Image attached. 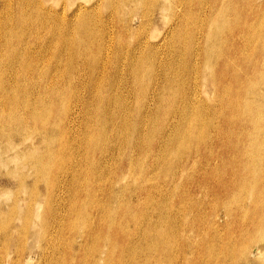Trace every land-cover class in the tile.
<instances>
[{
	"label": "rangeland",
	"instance_id": "obj_1",
	"mask_svg": "<svg viewBox=\"0 0 264 264\" xmlns=\"http://www.w3.org/2000/svg\"><path fill=\"white\" fill-rule=\"evenodd\" d=\"M6 1L11 2L12 11H10V13L14 11L12 15L15 17L17 11V9L14 7L16 5V0L15 1L0 0L1 2L0 9L2 4L5 3ZM46 1L44 0L46 5L51 6L52 8L56 9L59 12L62 10V6L66 5L67 15H70L71 13H73V11L78 10L79 7H80L79 10L87 9V8L89 9L91 8V6L92 7L93 5L96 6L95 4L99 3L101 8L100 11H102L101 15L103 17L107 15V18L106 20H104L103 25L105 24V29H107L108 31L110 30L109 31L110 34L116 33L117 36L120 35L123 42H127V43H129L132 40L131 34L135 30L139 31V36L141 37V39L142 36L149 35L150 43L151 44L154 43L160 50V51L157 50L155 46V49L157 50V54H156L157 60H159L161 58L160 56L162 55H163L162 58H164V53L168 51L166 47L160 45V42L163 41L162 37L165 36L166 34L169 35L171 33L170 31L172 30L175 21H177L181 17L183 24L178 26V28L176 26L173 29L174 32L176 31L177 32L174 34V36L172 35L173 38L171 37V41L174 42V47L181 48L182 51L184 50L185 53H190V52L192 53L193 51L192 53L193 56L191 55L190 57L191 59H188L190 61V62L188 61L189 69L184 72L181 70L179 72L180 74L178 73L177 75L178 76L177 78H179L178 85L176 86V90L174 92L178 95L173 96V98H176V106H177L178 104L177 101H179V95L182 94L181 92L179 93L178 90L181 89L180 91H182L183 94L185 93L187 96L189 95L192 97L193 95L194 98L195 96L196 97L198 96L197 98H201L205 102V103L202 102L203 104L201 105L205 107L202 109V112L203 111L204 112L198 114L192 124L189 125L188 123H183L185 126L180 125L179 126L180 129L178 128L180 131H178L177 129L175 132H173V130L169 128L170 127L169 126L165 128L166 130L167 129L169 130L166 131L164 129L165 134H163L164 135L163 136L158 131V128H156L158 127L157 124L159 123H156L155 124L156 127L153 128L154 130L152 133L153 135L150 136L151 135L150 134L148 136V139L146 138L147 145L144 144L143 148L140 150V152H138V155L135 154L137 157L134 155L135 157L133 156L132 162L129 163L127 162L126 156L129 154L130 148L129 146L126 145V140L124 139H127L128 136L130 135V127L127 128L126 125L124 126V129L126 130L125 133L127 134V136L125 134L123 138H122V134L124 132V129L122 128L123 130L122 131L120 128H118L119 129L117 132L118 134L116 133L115 135L111 136L109 128L112 126L110 125L107 128L108 129L107 131H109V133L106 131V135H102L103 133L101 131L98 117L95 116L94 120H92V123L91 121L87 122L85 120L86 115L84 113V110L81 109L79 105H75L73 91L68 88L61 91L59 95L50 94L48 91H46L47 93L43 91H41L40 93H31L23 89L22 90H18L17 88L8 89L6 86V82L8 80L7 74H9V72L11 71H9V67L5 63L6 62L5 53L3 55L1 54L0 56V61H1L0 62L1 63L0 65L1 66L0 67V132L1 131L2 132L0 133V148H1L0 162H2V164H0V171H1L0 193H8L9 199L7 201H2V203L0 204H2L1 205L3 207L2 210L4 212L8 208L9 205L8 203H11L10 205H12L14 202H17L18 209L14 214L8 217L0 216V227L1 224L4 225V228L2 229L0 228V243H1L0 263L2 262V264L5 263L6 264H36V263L37 264H42V263L43 264H52V263L53 264H79V263L80 264H129V263L130 264H167V263L168 264H189V263L190 264H219V263L251 264L254 261L253 262L254 264H264V232H262L264 225L261 223L260 225L262 227L260 225L258 226V224L260 223L259 222L260 217L264 215V178H263L264 177V162H263L264 161V139H263L264 138V94H263L264 92V88H263L264 87V56H263L264 0H258V1L229 0L232 3V6L230 2L228 3V0L227 1L216 0L217 2L214 0H210V1L205 0L206 4L203 3V0H195V1L182 0V2L185 1L182 4L184 5V7L181 4H177L178 2L177 0H171V1L158 0L159 2L165 1L167 3L165 8L166 12L164 11L159 12L156 9L157 6H155V4L152 3L154 0H60V1L46 0ZM255 2L257 5L255 4ZM226 4L229 5L227 6ZM234 5L235 8L232 9ZM225 8L227 9L225 10ZM110 10H113L114 13L111 14V18L110 15L108 16ZM233 10H235V12ZM219 12L223 15L221 16ZM148 13L150 16H152L150 20H148V18L146 19ZM4 14L6 13L2 14L5 17ZM237 22L244 24L243 31H240L239 33L235 31V29H233L234 25ZM39 30H41L40 32L42 33L45 31L43 28H40ZM122 30H126V31H122ZM76 32H74V35L76 36V37L74 36L76 40L75 46L78 49L74 48L75 47L74 46L72 47L74 48L72 50L73 51L75 50V52L78 53V50L81 49L79 52L86 53L87 49L88 51H90L92 48L91 51H93L95 45L91 41L92 36L89 35L87 37L82 32L79 31ZM80 38L84 39V40L82 39L83 43L81 42ZM77 41L80 42L81 44L77 43ZM90 41L93 44H91ZM178 43L179 45L175 46V44ZM77 44L79 47L77 46ZM85 44L88 45L91 44V45L86 46ZM174 47H172V49L171 47H169V50L172 51ZM255 50L259 52L256 53ZM226 51L230 52L228 58L231 61L230 62L231 70L229 71L230 78H228L227 82H230L228 85L229 87L231 86L230 87L231 91L229 89L228 94L229 97L232 99L233 104H231L229 107H225L226 110L228 109L227 111L225 109L214 110L213 108L210 107L211 105L213 107V104L216 103L221 97H228L227 95H224L225 92L220 94L217 93L216 95H214L213 92L210 90V86H209L210 84H212L215 76V74L212 73H216L215 63L217 60L223 57L225 53H227ZM201 52L203 53L201 54ZM196 53H199V55H195ZM204 53L206 57L203 56ZM165 55L168 56L169 51L167 52V54L165 53ZM243 55H245V58L243 57ZM242 57L244 60L242 59ZM254 58L255 60H253ZM83 59L85 58L81 59L74 57L72 59V62L76 63L77 61H83ZM70 66L71 64L69 62L67 64V69H65L66 74L64 73V75H66V77L64 80L66 82L69 80L70 82L76 83L77 85L84 83L85 82L84 80H87L88 78L87 76L89 74L88 69L85 70V68L87 67L84 65L82 69H80L79 71L73 72L74 70ZM69 69L71 70V72ZM121 73L123 74L124 72ZM240 74L242 75L240 76ZM169 75L173 76V73L169 72ZM189 75L191 78L189 77ZM179 76L182 77L180 78ZM150 78H151L150 79L151 85L154 86V83L152 82L156 81V77L154 78L151 76ZM234 78L236 80L238 79L237 81H244L241 84V86H243L242 89L245 91V93L241 100L237 99V95L235 92L236 85L234 86V84H236V81L234 80ZM80 80L83 82H81ZM22 82L24 83V81ZM179 82L181 83V87H178L180 86ZM245 82H246V86H245ZM27 84L29 83L27 82ZM189 88L191 89V91L189 90ZM193 89H195L197 92L196 91L194 92ZM77 91L79 92L80 96H85L86 94L88 95L87 90L85 88H81V89L78 88ZM192 91L194 93H192ZM167 92H165V94H167ZM113 93L114 94L116 93L115 94L117 98L116 101L119 100V94L117 92H112V94ZM38 94H40V96H37ZM258 96L260 97V99ZM39 97L41 101L40 102L38 101L39 103L37 104L36 101L34 100H37ZM16 100L18 102H16ZM255 100L257 101L255 102ZM12 102H14L15 107H13L14 104ZM115 107L117 106L114 102V104H111L110 111H114L112 108ZM163 109H165L166 110L165 112H167L166 107H164ZM117 110L118 112H121V107H119V109ZM239 113L240 115H238ZM117 114L118 116L121 115V113H117ZM169 117L170 116L168 115V119ZM203 119L204 121L201 122V120ZM79 122H80V126L79 124L76 125V123ZM18 125L21 127H19ZM14 127L16 129H14ZM182 128L183 131L181 130ZM20 132H22L23 135ZM44 132H46L45 135ZM12 133H14V135ZM73 134L75 136H73ZM180 134L182 136H180ZM43 135L45 136V138H43L44 137ZM107 135L110 136V138L112 137L111 140H109L110 138L107 137ZM161 136L163 137L161 138ZM42 138L44 141L42 140ZM118 139H120L121 143L123 142V144L118 142ZM179 139L181 140L179 141ZM10 140L13 143L12 145H10L11 144ZM208 141L210 143H208ZM127 142L129 141L127 140ZM162 142L164 145L162 144ZM175 142H177V144ZM105 143L107 144V147ZM247 143L249 146L247 145ZM148 144L150 145L149 148L150 155L146 156L145 152L147 147L149 146ZM113 145H115L114 148ZM31 146L33 147L31 148ZM116 146L118 147V149ZM156 147L157 148L159 147L158 148L160 150L159 154H158V149ZM240 147L242 148L240 149ZM244 147L247 150L244 149ZM122 151H125L126 153L120 157ZM164 151L165 153H163ZM115 152L117 153V155ZM99 154L103 158L104 162L102 161V158L99 156ZM43 156H45V158H43ZM99 157L101 159H99ZM199 158L201 161L199 160ZM28 159L30 161H28ZM75 162L78 163V165ZM25 164H29V165H25ZM215 165L217 169L215 168ZM4 166L6 167L5 168L6 170L4 169ZM21 169L22 171H20ZM97 171L100 172L97 173ZM119 171L120 173H118ZM204 173L206 174V176ZM7 176L9 177L7 178ZM79 176L82 177L80 178ZM64 177L68 179H65ZM67 180L69 181V184ZM233 180H236V185L234 188L231 187ZM14 182L17 183L15 185L16 186L15 188L13 187L15 184ZM39 186L41 187L42 190H40ZM199 190L200 192H198ZM58 192L60 194L62 193V195L59 194L60 196H58L57 194ZM61 196L64 198H62ZM229 201H230V205H229ZM43 203L46 205L44 206ZM55 205L58 206L56 207ZM252 206L254 208H252ZM232 209L235 210L233 211ZM52 213L53 215H56L57 219H55V216H52ZM60 213L61 214L63 213L62 216H60L61 215ZM211 214L213 218L211 217ZM21 215L24 216L22 217ZM47 217L48 218L51 217V218L48 220ZM215 221L217 222L215 223ZM158 223L160 224L157 225ZM195 225L197 227H195ZM201 225L202 227H200ZM186 227L187 228L190 227L189 230ZM192 227L195 228L193 229ZM200 230L202 233L200 232ZM96 232H99L100 234L97 236L95 234ZM129 232H132V241H134L131 242L130 245L128 240L127 241L122 240V237H125L126 234L128 235ZM151 233H154V235ZM155 234L159 235L160 238ZM115 235H117L116 236L117 239L116 241L118 244L117 252L111 251L109 246V238H111V240H114ZM13 236H15V238ZM90 238L92 241H90ZM238 238L240 239V241L238 240ZM78 239L81 241L79 242ZM138 243L143 245H139ZM123 247H125L126 249V250L124 249L125 250L124 252H123ZM138 247L141 248L139 249ZM43 248H45V250ZM18 250L22 251L21 259L18 262L12 263V261L16 259L15 257L18 253ZM95 255L98 256L96 257ZM206 255H209V257H207ZM9 257H10L9 260L10 262L7 261V258ZM4 259H6V261H4Z\"/></svg>",
	"mask_w": 264,
	"mask_h": 264
},
{
	"label": "bare ground",
	"instance_id": "obj_2",
	"mask_svg": "<svg viewBox=\"0 0 264 264\" xmlns=\"http://www.w3.org/2000/svg\"><path fill=\"white\" fill-rule=\"evenodd\" d=\"M9 1V0H8ZM15 1V0H14ZM46 1V0H45ZM60 1V0H59ZM171 1V0H169ZM177 4H183L184 2H182V0H177ZM195 1V0H194ZM203 0V3L206 4V1ZM210 1V0H209ZM216 1V0H214ZM227 1V0H224ZM233 1V0H230ZM228 0V3L230 2ZM239 1V0H238ZM250 1V0H249ZM258 1V0H257ZM47 2V1H46ZM64 2V1H63ZM73 2V1H72ZM75 2V1H74ZM122 2V1H121ZM132 2V1H131ZM145 2V1H144ZM193 2V1H192ZM191 2V3H192ZM217 2V1H216ZM263 2V1H262ZM1 3V2H0ZM26 5H25V4ZM55 3V2H54ZM104 3V1H103ZM133 3V2H132ZM153 4H155L156 9L159 12H166L165 8L167 3L164 2H159L158 0H154L152 2ZM221 3V1H220ZM231 3V2H230ZM75 4V3H74ZM102 4V2H101ZM106 4V3H105ZM130 4V3H128ZM173 4V3H172ZM208 4V3H207ZM215 4V3H214ZM225 4V3H224ZM256 4V2H255ZM260 4V3H259ZM1 5V4H0ZM78 5V4H77ZM96 6L93 5V7L91 6V8H87V9H81L73 11V13H71L70 15L66 14V10L67 7L66 5L62 6V10L59 12L56 9L52 8L51 6L46 5V3L44 2V0H16V5L14 6L17 11L15 14V17L12 15L13 12L10 13V11H12V5L11 2H5L2 4L1 9H0V56L1 54L3 55L5 53L6 55V64L9 67V74L8 75V80L6 82V86L7 88H17L18 90H26L29 91L31 93H40L41 91L46 92L48 91L50 94H55V95H59V93H61V91H63L64 89L68 88L70 90L73 91V95H74V102L75 105H79V107L81 109L84 110V113L86 115L85 120L87 122L94 120V117L97 116L99 119V124L101 127V131H102V135H106V131L108 130L107 128L110 126L109 131H110V135L113 136L118 132V128H120L122 130V128L124 129V126L126 125L127 128L130 127V135L128 136L126 140V145L129 146L130 150H129V154L126 156L127 162L131 163L133 160V156L136 154L138 155V152H140V150L143 148V145L147 143V139L148 136H152L153 134V128L156 127V123L158 127V131L161 133V135L165 134V128L169 127L173 130V132H175L180 125H184L183 123H188L189 125L193 123V121L195 120L196 116L202 112V109L205 107H203L201 104H203L202 102H204L201 98H197L195 96L192 95L191 96H187L185 93L183 94L182 91L178 90L179 93L181 92L182 94L179 95V101L177 106H176V98H173V96H176L178 94H176L174 91L176 90V86L178 85V73L182 70L183 72L188 70L189 68V63H188V59H191V55L193 56V51L192 53H185L184 50L182 51L181 48H176L174 47V42L171 41V37L172 35L174 36V34L177 32H174V28L177 26H180L181 24H183L182 22V18L180 17L177 21H175V24L173 25L172 30L170 31L171 33L169 35H165L162 37L163 41L160 42L161 46L166 47V49L169 51V55H165V53L167 54V52L164 53V58H162V56H160L161 58L159 60H157L156 58V54H157V50L158 47L153 43L151 44L149 41V35H144L141 37L139 36V31L135 30L131 35H132V40L127 43V42H123V40L121 39V36H117L116 33H112L110 34L109 31L107 29H105V24L104 20H106L107 15L105 17H103L101 15L100 11V4H95ZM127 5V4H126ZM175 5V4H174ZM189 5V4H187ZM198 5V4H197ZM227 6L229 4H226ZM238 5V4H237ZM241 5V4H240ZM254 5V4H253ZM257 5V4H256ZM130 6V5H129ZM179 6V5H178ZM184 7V5H182ZM181 6V7H182ZM200 6V5H199ZM222 6V5H221ZM232 6V3H231ZM230 6V7H231ZM249 6V5H248ZM82 7V6H81ZM97 7V8H96ZM172 7V6H170ZM226 7V6H225ZM239 7V6H238ZM128 8V6H127ZM177 8V7H176ZM205 8V7H204ZM235 8V5L232 9ZM253 8V7H252ZM132 9V8H131ZM175 9V8H173ZM224 9V8H222ZM227 8H225L226 10ZM256 9V8H255ZM259 9V8H258ZM264 9V8H263ZM168 10V9H167ZM212 10V9H211ZM220 10V9H219ZM243 10V9H242ZM121 11V10H120ZM189 11V10H188ZM224 11V10H223ZM222 11V12H223ZM235 12V10H233ZM239 11V9H238ZM264 11V10H263ZM185 12V11H184ZM190 12V11H189ZM201 12V11H200ZM216 12V10H215ZM248 12V11H247ZM3 13L5 17L2 15ZM10 13V14H7ZM70 13V12H69ZM139 13V11H138ZM203 13V12H202ZM214 13V12H213ZM212 13V14H213ZM220 13V12H219ZM225 13V12H224ZM241 13V12H240ZM256 13V12H255ZM111 14L113 13V10H110V12L108 13V16L110 15L111 18ZM159 14V13H158ZM194 14V13H193ZM200 14V13H199ZM205 14V13H204ZM207 14V13H206ZM211 14V13H210ZM221 14V13H220ZM227 14V13H226ZM236 14V13H235ZM164 15V14H163ZM177 15V14H176ZM195 15V14H194ZM215 15V14H214ZM223 14H221L222 16ZM231 15V14H230ZM166 16V15H165ZM168 16V15H167ZM175 16V15H174ZM185 16V15H184ZM193 16V15H192ZM196 16V15H195ZM210 16V15H209ZM229 16V15H228ZM258 16V14H257ZM137 17V15H136ZM173 17V16H172ZM213 17V16H212ZM216 17V16H215ZM219 17V16H217ZM227 17V16H226ZM109 18V20H110ZM148 18V20H150V18H152V16L149 15V13L146 16V19ZM193 18V17H192ZM206 18V17H205ZM259 18V17H258ZM173 19V18H172ZM253 19V18H252ZM117 20V19H116ZM134 20V19H133ZM187 20V19H186ZM205 20V19H204ZM239 20V19H238ZM237 20V21H238ZM135 21V20H134ZM161 21V20H160ZM245 21V20H244ZM247 21V20H246ZM182 22V23H181ZM150 23V22H149ZM168 23V22H167ZM190 23V22H189ZM208 23V22H207ZM231 23V22H230ZM249 23V22H248ZM109 24V23H108ZM132 24V23H131ZM145 24V23H144ZM151 24V23H150ZM234 24V23H233ZM114 25V24H113ZM119 25V24H118ZM168 25V24H167ZM199 25V24H198ZM108 26V25H107ZM148 26V25H147ZM203 26V25H202ZM111 27V25H110ZM113 27V26H112ZM151 27V26H150ZM155 27V26H154ZM165 27V26H164ZM243 27L244 24H241L240 22H237L233 29H235V31H237L238 33L240 31H243ZM246 27V25H245ZM40 28H43L45 31L42 33L40 32L41 30H39ZM109 28V27H108ZM149 28V27H147ZM210 28V27H209ZM113 29V28H112ZM136 29V28H135ZM170 29V28H169ZM168 29V30H169ZM147 30V29H146ZM145 30V31H146ZM155 30V29H153ZM158 30V29H157ZM167 30V31H168ZM203 30V29H202ZM252 30V29H251ZM79 31L84 33L87 37L89 35L92 36L91 41L94 43L95 47L92 50L88 51V49L86 50L87 52L85 53H81L79 52L80 50H78V53L75 52V50L73 51L72 49L77 48L75 46L76 40H75V35L74 32ZM119 31V30H118ZM122 31H126V30H122ZM130 31V30H129ZM150 31V30H149ZM200 31V30H199ZM120 32V31H119ZM262 32V31H261ZM264 32V31H263ZM77 33V32H76ZM144 33V32H143ZM152 33V31H151ZM167 33V32H166ZM185 33V32H184ZM201 33V32H200ZM230 33V32H229ZM228 33V34H229ZM244 33V32H243ZM246 33V32H245ZM81 34V33H80ZM79 34V35H80ZM147 34V33H146ZM154 34V33H153ZM179 34V33H178ZM78 35V37H79ZM198 35V34H197ZM226 35V34H225ZM239 35V34H238ZM242 35V34H241ZM75 36V37H74ZM83 36V35H82ZM90 36V37H91ZM229 36V35H228ZM86 37V39H87ZM152 37V36H151ZM201 37V36H200ZM205 37V36H202ZM224 37V36H223ZM226 37V36H225ZM239 37V36H238ZM173 38V37H172ZM240 38V37H239ZM81 39V38H80ZM83 39V38H82ZM81 39V42H82ZM205 39V38H204ZM203 39V40H204ZM237 39V38H236ZM84 40V39H83ZM154 40V39H153ZM198 40V39H196ZM89 41V40H88ZM90 41V43H91ZM171 41V42H170ZM176 41V40H175ZM201 41V40H200ZM234 41V40H233ZM243 42V41H242ZM77 43H80L77 41ZM83 43V42H82ZM85 43V42H84ZM91 43V44H93ZM235 43V42H234ZM244 43V42H243ZM81 44V43H80ZM90 44V45H91ZM181 44V42H180ZM204 44V43H203ZM83 45V44H82ZM86 46L88 44H85ZM88 45V46H90ZM179 45L178 44H175ZM189 45V44H187ZM230 45V44H229ZM244 45V44H243ZM75 46V47H74ZM78 46V44H77ZM84 46V45H83ZM93 46V45H92ZM91 46V47H92ZM155 46L157 48V50L155 49ZM236 46V45H235ZM74 47V48H72ZM79 47V46H78ZM169 47H174L176 49L173 48V50H169ZM182 47V46H181ZM239 47V46H238ZM89 48V47H87ZM161 48V47H159ZM184 48V47H183ZM188 48V47H187ZM201 48V47H199ZM247 48V47H246ZM245 48V49H246ZM252 48V46H251ZM78 49V48H77ZM194 49V47H193ZM230 49V47H229ZM234 49V48H233ZM257 49V48H256ZM163 50V49H162ZM202 50V49H201ZM239 50V49H238ZM77 51V50H76ZM160 51V50H159ZM165 51V50H164ZM195 51V50H194ZM234 51V50H233ZM246 51V50H245ZM256 51V50H255ZM198 52V51H197ZM224 52V51H223ZM227 53H225V55L223 57H218L220 58L219 60L216 61L215 63V71L216 73H212L215 74L214 79L212 84H210V90L213 92L214 95H216L217 93H224V95H227L228 97H221L216 103L210 106L211 108H213L214 110L216 109H220V110H224L225 107H229L231 104H233L232 99L229 97V83L227 82L229 75V71L231 70L230 67V60H229V51H226ZM259 51H256V53ZM159 53V52H158ZM195 53V52H194ZM203 52H201L202 54ZM244 53V52H243ZM162 54V52H161ZM195 55H199V53H196ZM246 55V54H245ZM245 55H243V57L245 58ZM254 55V54H253ZM257 55V54H256ZM259 55V54H258ZM204 57H206L205 53L203 55ZM248 56V54H247ZM246 56V58H247ZM264 56V54H263ZM5 57V56H4ZM76 57V58H85L83 59V61H77L72 62V59ZM195 57V56H194ZM242 57V59H243ZM259 57V56H258ZM195 59V58H193ZM197 59V57H196ZM200 59V58H199ZM202 59V58H201ZM258 59V58H257ZM77 60V59H76ZM233 60V59H232ZM244 60V59H243ZM250 60V59H249ZM255 60V58L253 59ZM262 60V59H261ZM260 60V61H261ZM203 61V60H202ZM248 61V60H247ZM246 61V62H247ZM1 62V61H0ZM70 62L71 64V68L74 70L73 72H77L80 69H82V67L85 65L87 68H85V70L88 69L89 74H88V78L87 80H84L85 82L82 84L77 85L76 83H72L69 80L66 82L64 79L66 77V75H64L65 73V69H67V64ZM190 62V61H189ZM243 62V63H246ZM4 63V62H3ZM2 63V64H3ZM194 63V62H193ZM192 63V64H193ZM201 63V62H200ZM234 63V62H233ZM236 63V62H235ZM242 63V65H243ZM254 63V62H253ZM257 64V63H256ZM1 65V63H0ZM201 65V64H200ZM232 65V64H231ZM236 65V64H235ZM246 65V64H245ZM193 66V65H192ZM238 66V65H237ZM252 66V65H250ZM1 67V66H0ZM4 67V66H3ZM242 67V66H241ZM258 67V66H257ZM5 68V67H4ZM200 68V67H199ZM198 68V69H199ZM202 68V67H201ZM230 68V69H229ZM246 68V67H245ZM251 68V67H250ZM2 69V68H1ZM84 69V68H83ZM244 69V68H243ZM249 69V68H248ZM70 70V69H69ZM68 70V71H69ZM193 70V69H192ZM234 70V69H233ZM232 70V71H233ZM236 70V69H235ZM7 71V70H6ZM82 71V70H81ZM80 71V72H81ZM244 71V70H243ZM260 71V70H259ZM71 72V70H70ZM83 72V71H82ZM121 72H124L123 74ZM169 72L173 73V76L169 75ZM192 72V71H191ZM194 72V71H193ZM242 72V70H241ZM248 72V71H246ZM257 72V71H256ZM255 72V73H256ZM68 73V72H67ZM88 73V72H87ZM86 73V74H87ZM188 73V72H187ZM233 73V72H232ZM66 74V73H65ZM70 74V73H69ZM79 74V73H77ZM85 74V75H86ZM180 74V73H179ZM192 74V73H191ZM73 75V74H72ZM81 75V74H80ZM79 75V76H80ZM193 75V74H192ZM208 75V74H207ZM242 74H240L241 76ZM84 76V75H83ZM156 77V81L152 82L154 83V86L151 85V81H150V77ZM184 76V75H182ZM181 76V77H182ZM234 76V75H233ZM77 77V76H76ZM75 77V78H76ZM180 77V76H179ZM180 77V78H181ZM188 77V75H187ZM190 77V75H189ZM235 77V76H234ZM252 77V76H251ZM255 77V76H254ZM6 78V77H5ZM71 78V76H70ZM80 78V77H79ZM191 78V77H190ZM193 78V76H192ZM248 78V77H247ZM253 79V78H252ZM5 80V79H4ZM76 80V79H75ZM181 80V79H180ZM192 80V79H191ZM230 80V79H229ZM234 80L236 81V84H234L235 86V92L237 95V99H242L243 95L245 93V91L242 89L243 86H241V84L244 81H237L235 78ZM242 80V79H241ZM10 81V82H9ZM24 81V83L22 82ZM78 81V79H77ZM81 81V80H80ZM186 81V80H185ZM189 81V80H188ZM233 81V80H232ZM231 81V83H232ZM22 85H21V83ZM27 82L29 84H27ZM83 82V81H81ZM191 82V81H190ZM189 82V83H190ZM201 82V81H200ZM11 83V84H10ZM250 83V82H249ZM8 84V85H7ZM181 87V83L179 82ZM199 84V83H198ZM261 84V82H260ZM5 85V84H4ZM187 85V84H186ZM249 85V84H248ZM183 86V85H182ZM195 86V85H194ZM233 86V87H234ZM245 86H246V82H245ZM260 86V85H259ZM5 87V86H4ZM3 87V88H4ZM185 87V86H184ZM189 87V86H188ZM251 87V86H250ZM263 87V86H262ZM81 89V88H85L87 90L88 95L86 94L85 96H80L79 92L77 91V89ZM187 88V87H186ZM185 88V89H186ZM199 88V87H198ZM264 88V87H263ZM259 89V88H258ZM38 92H37V91ZM189 90L191 91V89L189 88ZM194 92L196 91L195 89H193ZM7 91V90H6ZM10 91V90H9ZM169 93H168V92ZM231 91V89H230ZM13 92V91H12ZM112 92H117L119 94V100L116 101V93L112 94ZM165 92H167V94H165ZM185 92V91H184ZM189 92V91H188ZM186 92V93H188ZM192 91V93H194ZM197 92V91H196ZM258 92V91H257ZM11 93V92H10ZM47 93V92H46ZM232 93V92H231ZM259 93V92H258ZM30 94V93H29ZM196 94V93H195ZM234 94V93H233ZM264 94V92H263ZM32 95V94H31ZM34 95V94H33ZM36 95V94H35ZM258 95V94H257ZM8 96V95H7ZM37 96H40V94H38ZM5 97V96H4ZM259 97V96H258ZM34 98V97H32ZM50 98V97H49ZM52 98V97H51ZM233 98V97H232ZM3 99V98H2ZM260 99V97H259ZM4 100V99H3ZM33 100V99H32ZM8 101V100H7ZM36 101V103L38 104L41 99L40 97ZM39 101V102H38ZM257 100H255L256 102ZM262 101V100H261ZM10 102V101H9ZM16 102H18L16 100ZM33 102V101H32ZM116 104L117 107L112 108L114 111H110L111 108V104ZM2 103V102H1ZM6 103V102H5ZM14 104V102H12ZM205 103V102H204ZM8 104V103H7ZM12 104V105H13ZM35 105V104H34ZM58 105V104H57ZM17 106V105H16ZM19 106V105H18ZM32 106V105H31ZM37 106V105H36ZM35 106V107H36ZM55 106V105H54ZM15 107V104L14 106ZM21 107V106H20ZM119 107H121V112H118L117 109H119ZM164 107L167 108V113L165 112L166 110L163 109ZM238 107V106H237ZM4 108V107H3ZM17 108V107H16ZM19 108V107H18ZM231 108V107H230ZM233 108V107H232ZM240 108V107H239ZM252 108V107H251ZM5 109V108H4ZM14 109V108H12ZM36 109V108H35ZM58 109V108H57ZM238 109V108H237ZM79 110V109H78ZM226 110V109H225ZM228 110V109H227ZM226 110V111H227ZM74 111V110H72ZM230 111V110H229ZM232 111V110H231ZM246 111V110H245ZM237 112V111H235ZM75 113V112H74ZM71 113V114H74ZM81 113V112H80ZM83 113V112H82ZM117 113H121L120 116H118ZM56 114V112H55ZM78 115V114H77ZM75 115V116H77ZM81 115V114H80ZM168 115L170 116L168 119ZM205 115V114H204ZM236 115V114H235ZM240 115V113L238 114ZM70 116V115H69ZM161 117V118H160ZM225 117V115H224ZM65 119V118H64ZM229 119V118H228ZM250 119V118H249ZM63 120V119H62ZM77 120V118H76ZM84 120V119H83ZM226 120V119H225ZM7 121V120H6ZM45 121V120H44ZM67 121V120H66ZM85 121V122H86ZM203 120H201V122H203ZM245 121V120H244ZM249 121V120H247ZM251 121V120H250ZM39 122V121H38ZM54 122V121H53ZM64 122V121H63ZM78 122V121H77ZM81 122V121H80ZM80 122L76 123L79 124L80 126ZM243 122V121H242ZM36 123V122H35ZM257 123V122H256ZM34 124V123H33ZM252 124V123H251ZM22 125V124H21ZM222 125V124H221ZM250 125V124H249ZM14 126V124H13ZM16 126V125H15ZM19 126V125H18ZM31 126V125H30ZM185 126V125H184ZM21 127V126H19ZM41 127V126H40ZM74 127V124H73ZM88 127V125H87ZM220 127V126H219ZM230 127V126H229ZM78 128V127H77ZM252 128V127H251ZM7 129V128H6ZM14 129H16L14 127ZM18 129V128H17ZM28 129V127H27ZM33 129V128H31ZM35 129V126H34ZM39 129V127H38ZM45 129V128H44ZM80 129V128H79ZM83 129V128H82ZM165 129V130H164ZM180 129V128H179ZM178 129V131H180ZM220 129V128H219ZM249 129V128H248ZM10 130V129H9ZM8 130V131H9ZM21 130V129H20ZM169 130V129H167ZM166 130V131H167ZM183 131V128L181 129ZM231 130V129H230ZM39 131V130H38ZM54 131V130H53ZM76 131V130H75ZM109 131H107L109 133ZM123 131V130H122ZM125 129L124 132L122 134V138L125 136ZM222 131V130H221ZM240 131V130H239ZM244 131V130H243ZM2 132V131H1ZM0 132V133H1ZM7 132V131H6ZM12 132V130H11ZM52 132V131H51ZM74 132V131H73ZM237 132V130H236ZM235 132V133H236ZM15 133V131H14ZM14 133H12L14 135ZM17 133V132H16ZM22 134V132H20ZM46 132H44L45 135ZM55 133V132H54ZM53 133V134H54ZM59 133V132H58ZM107 133V134H108ZM122 133V132H121ZM181 133V132H180ZM223 133V132H222ZM242 133V131H241ZM3 134V133H2ZM18 134V133H17ZM20 134V135H21ZM39 134V132H38ZM37 134V135H38ZM82 134V133H81ZM118 134V133H117ZM170 134V133H169ZM182 134V133H181ZM180 134V136H182ZM185 134V133H184ZM220 134V133H219ZM229 134V133H228ZM16 135V134H15ZM19 135V136H20ZM23 135V134H22ZM43 135V136H44ZM51 135V133H50ZM63 135V134H62ZM242 135V134H241ZM73 136H75L73 134ZM119 136V135H118ZM116 136V137H118ZM127 136V134H126ZM164 136V135H163ZM161 136V138L163 137ZM172 136V135H171ZM179 136V135H178ZM187 136V135H186ZM223 136V135H222ZM232 136V134H231ZM236 136V135H235ZM3 137V136H1ZM59 137V136H58ZM107 137L110 138V136L107 135ZM246 137V136H245ZM15 138V137H14ZM17 138V137H16ZM28 138V135H27ZM38 138V137H37ZM45 138V136L43 137ZM42 138V140H43ZM48 138V137H47ZM72 138V137H71ZM112 138V137H111ZM111 138L109 140H111ZM147 138V139H146ZM166 138V137H165ZM169 138V137H167ZM172 138V137H171ZM180 138V137H179ZM216 138V137H215ZM218 138V137H217ZM231 138V137H229ZM107 139V138H106ZM178 139V137H177ZM248 139V138H246ZM264 139V138H263ZM30 140V139H29ZM34 140V139H33ZM37 140V139H35ZM39 140V139H38ZM73 140V139H72ZM114 140V137H113ZM127 140L129 142H127ZM181 139H179L180 141ZM229 140V139H228ZM11 141V140H10ZM9 141V142H10ZM41 141V140H40ZM44 141V140H43ZM105 141V140H104ZM107 141V140H106ZM163 141V139H162ZM166 141V140H165ZM174 141V140H173ZM215 141V140H214ZM220 141V140H219ZM237 141V140H236ZM7 142V141H6ZM111 142V141H110ZM118 142L121 143L120 139H118ZM117 142V143H118ZM178 142V140H177ZM177 142H175L177 144ZM190 142V141H188ZM195 142V141H194ZM230 142V141H229ZM242 142V141H241ZM246 142V141H245ZM249 142V141H248ZM260 142V140H259ZM12 145V141L10 142ZM153 143V142H152ZM157 143V142H156ZM202 143V142H201ZM208 143H210L208 141ZM251 143V142H250ZM4 144V143H3ZM32 144V143H31ZM37 144V143H36ZM35 144V145H36ZM110 144V143H109ZM123 144V142L121 143ZM161 144V143H160ZM163 144V142H162ZM175 144V145H176ZM184 144V143H183ZM188 144V143H187ZM252 144V143H251ZM250 144V145H251ZM2 145V144H1ZM6 145V144H5ZM9 145V146H10ZM62 145V144H61ZM106 147L107 144L105 143ZM147 145V144H146ZM149 145V144H148ZM164 145V144H163ZM162 145V146H163ZM168 145V144H167ZM209 145V144H208ZM233 145V144H232ZM246 145V144H245ZM248 145V143H247ZM20 146V145H19ZM29 146V145H28ZM115 145H113L114 148ZM124 146V145H123ZM173 146V145H172ZM249 146V145H248ZM2 147V146H1ZM12 147V146H11ZM27 147V146H26ZM33 146H31L32 148ZM110 147V146H109ZM117 147V146H116ZM119 147V145H118ZM117 147V149H118ZM147 147V146H146ZM204 147V146H203ZM30 148V149H31ZM58 148V147H56ZM79 148V147H78ZM104 148V147H103ZM102 148V149H103ZM126 148V147H125ZM150 145L147 147L146 149V156L150 155ZM157 148V147H156ZM159 148V147H158ZM157 148V149H158ZM178 148V147H177ZM205 148V147H204ZM208 148V147H207ZM212 148V147H211ZM242 147H240L241 149ZM250 148V147H249ZM1 149V148H0ZM98 149V148H97ZM116 149V148H115ZM155 149V147H154ZM156 149V150H157ZM163 149V148H161ZM168 149V148H167ZM189 149V148H188ZM194 149V147H193ZM244 149H246L244 147ZM243 149V151H244ZM14 150V149H12ZM22 150V149H21ZM174 150V148H173ZM208 150V149H207ZM237 150V149H236ZM247 150V149H246ZM11 151V150H10ZM28 151V150H27ZM30 151V150H29ZM103 151V150H102ZM101 151V152H102ZM116 151V150H114ZM113 151V152H114ZM192 151V150H191ZM217 151V150H216ZM238 151V150H237ZM12 152V151H11ZM22 152V151H21ZM100 152V153H101ZM106 152V151H105ZM118 152V151H117ZM206 152V151H204ZM210 152V151H209ZM208 152V153H209ZM250 152V150H249ZM85 153V152H84ZM98 153V152H97ZM104 153V152H103ZM116 153V152H115ZM126 152L122 151L121 156H123ZM160 153V150L158 149V154ZM165 153V151L163 152ZM162 153V154H163ZM236 153V152H235ZM234 153V154H235ZM15 154V153H14ZM13 154V155H14ZM106 154V153H105ZM112 154V153H111ZM142 154V153H141ZM140 154V155H141ZM200 154V151H199ZM223 154V153H222ZM242 154V153H240ZM5 155V154H3ZM84 155V154H83ZM96 155V154H95ZM109 155V154H108ZM117 155V153H116ZM135 155V156H136ZM139 155V156H140ZM203 155V154H202ZM16 156V155H15ZM24 156V154H23ZM54 156V155H53ZM100 156V154H99ZM106 156V155H105ZM134 156V157H135ZM164 156V155H163ZM10 157V156H9ZM29 157V156H27ZM82 157V156H81ZM101 157V156H100ZM99 157V159H101ZM110 157V156H108ZM125 157V156H124ZM137 157V156H136ZM143 157V156H142ZM203 157V156H202ZM6 158V157H5ZM12 158V157H11ZM34 158V157H33ZM43 158H45V156H43ZM107 158V157H105ZM114 158V157H113ZM184 158V157H183ZM209 158V157H208ZM234 158V157H233ZM243 158V157H242ZM246 158V157H245ZM244 158V159H245ZM110 159V158H109ZM136 159V158H135ZM161 159V158H160ZM165 159V158H164ZM243 159V160H244ZM85 160V159H84ZM123 160V159H122ZM200 160V158H199ZM237 160V159H235ZM242 160V161H243ZM246 160V159H245ZM14 161V160H13ZM28 161H30L28 159ZM103 161V158H102ZM161 161V160H160ZM163 161V160H162ZM181 161V160H180ZM201 161V160H200ZM199 161V162H200ZM205 161V160H204ZM241 161V162H242ZM10 162V161H9ZM54 162V161H53ZM85 162V161H84ZM104 162V161H103ZM108 162V161H107ZM126 162V163H127ZM135 162V161H134ZM182 162V161H181ZM207 162V161H206ZM212 162V160H211ZM216 162V161H215ZM264 162V161H263ZM4 163V162H3ZM12 163V162H11ZM76 163V162H75ZM86 163V162H85ZM89 163V162H88ZM87 163V164H88ZM102 163V162H100ZM214 163V162H213ZM233 163V162H232ZM0 164H2V162H0ZM7 164V163H5ZM78 165V163H76ZM95 164V163H94ZM139 164V163H138ZM215 164V163H214ZM217 164V163H216ZM238 164V162H237ZM4 165V164H3ZM12 165V164H11ZM25 165H29V164H25ZM73 165V164H72ZM103 165V164H102ZM181 165V163H180ZM190 165V164H189ZM212 165V164H211ZM6 166V165H5ZM4 166V169L6 168ZM23 166V165H22ZM54 166V164H53ZM91 166V165H90ZM128 166V165H127ZM200 166V165H199ZM209 166V165H208ZM227 166V165H226ZM10 167V166H9ZM97 167V166H96ZM101 167V166H100ZM163 167V166H162ZM169 167V166H168ZM90 168V167H89ZM128 168V167H127ZM202 168V167H201ZM216 168V165H215ZM11 169V168H10ZM27 169V168H26ZM33 169V168H32ZM53 169V168H52ZM102 169V168H101ZM100 169V170H101ZM121 169V168H120ZM217 169V168H216ZM234 169V168H233ZM240 169V168H239ZM6 170V169H5ZM13 170V169H12ZM15 170V169H14ZM30 170V169H29ZM56 170V169H55ZM127 170V169H126ZM200 170V169H199ZM22 171V169L20 170ZM88 171V170H87ZM104 171V170H103ZM117 171V170H116ZM121 171V170H120ZM120 171L118 173H120ZM179 171V170H178ZM224 171V170H223ZM1 172V171H0ZM14 172V171H12ZM11 172V173H12ZM66 172V171H65ZM83 172V171H82ZM81 172V173H82ZM86 172V171H85ZM100 171H97V173ZM196 172V171H195ZM219 172V171H218ZM222 172V171H221ZM220 172V173H221ZM18 173V172H15ZM117 173V174H118ZM176 173V172H175ZM174 173V174H175ZM182 173V172H181ZM215 173V172H214ZM224 173V172H223ZM222 173V175H223ZM226 173V172H225ZM263 173V172H262ZM3 174V173H2ZM1 174V176H2ZM10 174V173H9ZM28 174V173H27ZM79 174V173H78ZM106 174V173H105ZM151 174V173H150ZM200 174V173H199ZM205 174V173H204ZM11 175V174H10ZM121 175V174H120ZM214 175V174H213ZM262 175V174H261ZM59 176V175H58ZM65 176V175H64ZM116 176V175H114ZM170 176V175H169ZM206 176V174H205ZM247 176V174H246ZM9 176H7L8 178ZM67 177V176H66ZM70 177V176H69ZM75 177V176H74ZM80 177V176H79ZM82 177V176H81ZM80 177V178H81ZM147 177V176H145ZM161 177V176H160ZM172 177V176H171ZM177 177V176H176ZM215 177V176H214ZM217 177V176H216ZM65 178V177H64ZM79 178V179H80ZM185 178V177H184ZM193 178V177H192ZM197 178V177H196ZM210 178V177H209ZM240 178V177H239ZM245 178V177H244ZM264 178V177H263ZM11 179V178H10ZM68 179V178H65ZM110 179V178H109ZM113 179V178H112ZM176 179V178H175ZM183 179V178H182ZM84 180V179H83ZM82 180V181H83ZM190 180V179H189ZM223 180V179H222ZM62 181V180H61ZM112 181V180H111ZM169 181V179H168ZM175 181V180H174ZM186 181V180H185ZM241 181V179H240ZM259 181V180H258ZM18 182V181H17ZM49 182V181H47ZM64 182V181H63ZM68 184L69 181L67 180ZM194 182V181H193ZM208 182V180H207ZM238 182V181H237ZM13 183V182H12ZM14 188L16 187L15 185L17 184L16 182H14ZM41 183V182H40ZM160 183V182H159ZM168 183V182H167ZM170 183V182H169ZM220 183V181H219ZM239 183V182H238ZM25 184V183H24ZM42 184V183H41ZM90 184V183H89ZM161 184V183H160ZM188 184V183H187ZM26 185V184H25ZM28 185V184H27ZM44 185V184H43ZM77 185V184H76ZM82 185V184H81ZM105 185V184H104ZM198 185V184H197ZM236 185V180H233L231 187L234 188ZM4 186V185H3ZM29 186V185H28ZM51 186V185H50ZM58 186V185H57ZM63 186V185H62ZM78 186V185H77ZM199 186V185H198ZM53 187V186H52ZM64 187V186H63ZM66 187V185H65ZM111 187V186H110ZM109 187V188H110ZM146 187V186H145ZM158 187V186H157ZM183 187V186H182ZM186 187V186H185ZM238 187V186H237ZM2 188V187H1ZM4 188V187H3ZM23 188V187H22ZM21 188V189H22ZM40 190L41 187L39 186ZM57 188V187H56ZM59 188V187H58ZM62 188V187H61ZM80 188V187H79ZM94 188V187H93ZM92 188V189H93ZM101 188V187H100ZM106 188V187H105ZM148 188V187H147ZM184 188V187H183ZM189 188V187H188ZM197 188V187H196ZM199 188V187H198ZM204 188V187H203ZM206 188V187H205ZM263 188V187H262ZM7 189V188H6ZM10 189V188H9ZM8 189V190H9ZM25 189V187H24ZM65 189V188H64ZM63 189V190H64ZM84 189V188H83ZM180 189V187H179ZM210 189V188H209ZM239 189V188H237ZM49 190V189H48ZM60 190V189H59ZM66 190V189H65ZM64 190V191H65ZM80 190V189H79ZM120 190V189H119ZM131 190V189H130ZM135 190V189H134ZM152 190V189H151ZM187 190V189H186ZM206 190V189H205ZM58 191V190H57ZM110 191V190H109ZM136 191V190H135ZM138 191V190H137ZM140 191V190H139ZM146 191V189H145ZM148 191V190H147ZM226 191V190H225ZM238 191V190H237ZM3 192V191H2ZM9 192V191H8ZM21 192V191H20ZM63 192V191H62ZM68 192V190H67ZM78 192V191H77ZM83 192V191H82ZM81 192V193H82ZM91 192V191H90ZM171 192V191H170ZM179 192V191H178ZM200 192V190L198 191ZM211 192V191H210ZM64 193V192H63ZM66 193V192H65ZM97 193V192H96ZM99 193V192H98ZM118 193V192H117ZM125 193V192H124ZM131 193V191H130ZM134 193V191H133ZM146 193V192H145ZM174 193V192H173ZM228 193V192H227ZM58 196L62 195V193L60 194L59 192L57 193ZM56 194V195H57ZM60 194V195H59ZM103 194V193H102ZM107 194V193H106ZM197 194V193H196ZM231 194V192H230ZM78 195V194H75ZM109 195V194H108ZM171 195V194H170ZM175 195V194H173ZM218 195V194H217ZM24 196V195H23ZM91 196V195H90ZM97 196V195H96ZM137 196V195H135ZM194 196V194H193ZM213 196V195H211ZM219 196V195H218ZM48 197V196H47ZM62 197V196H61ZM80 197V196H79ZM109 197V196H108ZM176 197V196H175ZM216 197V196H215ZM221 197V196H220ZM255 197V196H254ZM43 198V197H42ZM64 198V197H62ZM78 198V197H77ZM106 198V197H105ZM115 198V197H114ZM141 198V197H140ZM183 198V197H182ZM9 199V194L8 193H0V203H2V201H7ZM20 199V198H18ZM107 199V198H106ZM139 199V198H138ZM142 199V198H141ZM174 199V198H173ZM191 199V198H190ZM194 199V198H193ZM202 199V198H201ZM225 199V198H224ZM59 200V199H58ZM79 200V199H78ZM115 200V199H114ZM185 200V199H184ZM196 200V199H195ZM222 200V199H221ZM12 201V200H11ZM21 201V200H20ZM55 201V200H54ZM53 201V202H54ZM60 201V200H59ZM82 201V200H81ZM194 201V200H193ZM203 201V200H202ZM249 201V199H248ZM255 201V200H254ZM22 202V201H21ZM20 202V203H21ZM42 202V201H41ZM97 202V201H96ZM106 202V201H104ZM228 202V201H227ZM244 202V201H243ZM19 203V204H20ZM55 203V202H54ZM58 203V202H56ZM168 203V202H167ZM174 203V202H173ZM182 203V202H181ZM196 203V202H195ZM200 203V202H199ZM217 203V202H216ZM8 208L7 210L4 212L2 209L3 207L1 206L2 204H0V216L2 217H8L12 214H14L18 207H17V202H14L12 205H10L11 203H8ZM44 204V203H43ZM113 204V201H112ZM133 204V203H132ZM241 204V203H240ZM245 204V203H244ZM251 204V203H250ZM21 205V204H20ZM46 204H44L45 206ZM170 205V204H169ZM178 205V204H177ZM220 205V204H219ZM229 205H230V201H229ZM243 205V203H242ZM56 206V205H55ZM58 206V205H57ZM56 206V207H57ZM106 206V205H105ZM132 206V205H131ZM136 206V205H135ZM191 206V205H190ZM237 206V205H236ZM235 206V207H236ZM71 207V206H70ZM96 207V206H95ZM100 207V206H99ZM130 207V206H129ZM188 207V206H187ZM242 207V206H241ZM259 207V206H258ZM45 208V207H44ZM170 208V206H169ZM232 208V207H231ZM252 208H254L252 206ZM23 209V208H22ZM41 209V207H40ZM46 209V208H45ZM54 209V207H53ZM52 209V210H53ZM68 209V208H67ZM66 209V210H67ZM175 209V208H174ZM193 209V208H192ZM208 209V208H207ZM218 209V208H216ZM225 209V207H224ZM227 209V207H226ZM241 209V208H240ZM21 210V209H20ZM47 210V209H46ZM63 210V208H62ZM95 210V209H94ZM100 210V209H99ZM194 210V209H193ZM233 211L235 209H232ZM231 210V211H232ZM249 210V209H248ZM35 211V210H34ZM57 211V210H56ZM121 211V210H120ZM195 211V210H194ZM209 211V210H208ZM232 211V212H233ZM19 212V211H18ZM45 212V211H44ZM61 212V211H60ZM97 212V211H96ZM133 212V211H132ZM135 212V211H134ZM212 212V211H211ZM231 212V213H232ZM40 213V212H39ZM47 213V212H46ZM57 213V212H56ZM66 213V212H65ZM100 213V212H99ZM248 213V212H247ZM253 213V212H252ZM23 214V213H22ZM48 214V213H47ZM46 214V215H47ZM58 214V213H57ZM61 214V213H60ZM59 214V215H60ZM63 214V213H62ZM62 214L60 216H62ZM94 214V213H93ZM122 214V213H121ZM132 214V213H130ZM174 214V213H173ZM184 214V213H183ZM188 214V213H187ZM208 214V213H207ZM257 214V213H256ZM18 215V214H17ZM33 215V214H32ZM45 215V216H46ZM118 215V214H117ZM120 215V214H119ZM127 215V214H126ZM139 215V214H138ZM152 215V214H151ZM209 215V214H208ZM207 215V216H208ZM22 216V215H21ZM24 216V215H23ZM22 216V217H23ZM52 216L53 215L52 213ZM58 216V215H57ZM240 216V215H239ZM252 216V215H251ZM21 217V218H22ZM108 217V216H107ZM125 217V216H124ZM129 217V216H128ZM161 217V216H160ZM212 217V214H211ZM219 217V216H217ZM232 217V216H231ZM234 217V216H233ZM257 217V216H256ZM17 218V217H16ZM34 218V217H33ZM48 218V217H47ZM51 217L48 218V220ZM63 218V217H62ZM137 218V217H136ZM213 218V217H212ZM224 218V217H223ZM240 218V217H239ZM255 218V217H254ZM258 218V217H257ZM40 219V218H39ZM54 219V220H55ZM106 219V218H105ZM138 219V218H137ZM196 219V218H195ZM209 219V217H208ZM215 219V218H214ZM227 219V218H226ZM229 219V218H228ZM231 219V218H230ZM253 219V217H252ZM256 219V218H255ZM19 220V219H18ZM53 220V219H52ZM103 220V219H102ZM224 220V219H223ZM40 221V220H39ZM56 221V220H55ZM127 221V220H126ZM134 221V220H133ZM132 221V222H133ZM140 221V220H139ZM221 221V220H220ZM234 221V220H233ZM258 221V220H257ZM256 221V222H257ZM38 222V221H37ZM107 222V221H106ZM195 222V221H194ZM197 222V221H196ZM217 221H215L216 223ZM228 222V221H227ZM241 222V221H240ZM260 223L258 224V226L262 223L264 225V215H262L260 217ZM40 223V222H39ZM58 223V222H57ZM94 223V222H93ZM104 223V222H103ZM130 223V222H129ZM252 223V222H251ZM37 224V223H36ZM60 224V223H59ZM102 224V223H101ZM105 224V223H104ZM133 224V223H132ZM156 224V223H155ZM160 223H158L157 225H159ZM195 224V223H194ZM228 224V223H227ZM135 225V224H134ZM154 225V224H153ZM199 225V224H198ZM225 225V224H224ZM233 225V223H232ZM239 225V224H238ZM252 225V224H251ZM38 226V225H37ZM59 226V225H58ZM68 226V225H67ZM91 226V225H90ZM94 226V225H93ZM101 226V225H100ZM133 226V225H132ZM148 226V225H147ZM187 226V225H186ZM206 226V225H205ZM241 226V225H240ZM254 226V224H253ZM261 226V225H260ZM92 227V226H91ZM146 227V226H144ZM154 227V226H153ZM195 227H197L195 225ZM194 227V228H195ZM202 227V225L200 226ZM262 227V226H261ZM1 229L4 228V225L1 224ZM58 228V227H57ZM107 228V227H106ZM119 228V227H118ZM117 228V229H118ZM156 228V227H155ZM187 228V227H186ZM190 228V227H189ZM189 228H187L189 230ZM193 228V227H192ZM193 228V229H194ZM240 228V227H239ZM14 229V228H13ZM92 229V228H91ZM102 229V228H101ZM105 229V228H104ZM244 229V228H243ZM246 229V228H245ZM42 230V229H41ZM50 230V229H49ZM56 230V229H55ZM69 230V229H68ZM90 230V229H89ZM239 230V229H238ZM8 231V230H7ZM117 231V230H116ZM186 231V230H185ZM198 231V230H197ZM204 231V230H203ZM247 231V230H246ZM48 232V230H47ZM50 232V231H49ZM128 232V231H127ZM174 232V231H173ZM201 232V230H200ZM218 232V231H217ZM241 232V231H239ZM262 232H264V228L262 229ZM89 233V232H88ZM91 233V232H90ZM121 233V232H120ZM158 233V232H157ZM202 233V232H201ZM6 234V233H5ZM97 236L100 234L99 232L95 233ZM143 234V233H142ZM141 234V235H142ZM154 235V233H151ZM196 234V232H195ZM232 234V233H231ZM248 234V233H247ZM15 235V234H14ZM46 235V234H45ZM104 235V234H103ZM149 235V233H148ZM156 235V234H155ZM174 235V234H173ZM210 235V234H209ZM245 235V234H244ZM17 236V235H16ZM36 236V235H35ZM33 236V237H35ZM73 236V235H72ZM116 236H114V240H111V238H109V246L111 251L113 252H117V248H118V244H117V239ZM160 238L159 235H156ZM196 236V235H195ZM15 238V236H13ZM28 237V236H27ZM84 237V236H83ZM140 237V234H139ZM138 237V238H139ZM149 237V236H148ZM223 237V236H221ZM233 237V236H232ZM246 237V236H245ZM248 237V236H247ZM44 238V236H43ZM56 238V237H55ZM217 238V237H216ZM227 238V237H226ZM22 239V238H21ZM223 239V238H222ZM232 239V238H231ZM236 239V238H235ZM14 240V239H13ZM18 240V239H17ZM34 240V239H33ZM40 240V239H38ZM56 240V239H55ZM77 240V239H76ZM79 240V239H78ZM123 241H129V245L132 241V232H129V234L125 235V237H122ZM238 240L240 241V239L238 238ZM243 240V238H242ZM30 241V240H29ZM36 241V240H35ZM44 241V239H43ZM51 241V240H50ZM53 241V240H52ZM57 241V240H56ZM81 240H79L80 242ZM86 241V240H85ZM90 241L91 238H90ZM140 241V240H139ZM138 241V242H139ZM143 241V240H142ZM253 241V240H252ZM256 241V240H255ZM41 242V241H40ZM146 242V241H144ZM191 242V241H190ZM189 242V243H190ZM235 242V240H234ZM238 242V241H237ZM38 243V242H37ZM43 243V242H42ZM61 243V242H60ZM137 243V242H136ZM140 243V242H139ZM138 243V244H139ZM1 244V243H0ZM39 244V243H38ZM58 244V243H57ZM56 244V245H57ZM74 244V243H73ZM77 244V243H76ZM93 244V243H92ZM126 244V243H125ZM137 244V245H138ZM240 244V243H239ZM63 245V244H62ZM139 245H143V244H139ZM181 245V244H180ZM246 245V244H245ZM1 246V245H0ZM16 246V245H15ZM91 246V244H90ZM122 246V245H121ZM128 246V245H127ZM186 246V245H185ZM217 246V245H216ZM262 246V245H261ZM29 247V246H28ZM40 247V246H39ZM240 247V246H239ZM22 248V247H21ZM72 248V247H71ZM78 248V247H77ZM108 248V247H107ZM137 248V247H136ZM139 248V247H138ZM141 248V247H140ZM139 248V249H140ZM201 248V247H200ZM252 248V247H251ZM20 249V248H19ZM40 249V248H39ZM45 250V248H43ZM92 249V248H90ZM125 247H123V252L126 250H124ZM198 249V248H197ZM225 249V248H224ZM235 249V248H234ZM237 249V248H236ZM254 249V248H253ZM256 249V248H255ZM4 250V249H3ZM2 250V251H3ZM23 250V249H22ZM42 250V249H41ZM145 250V249H144ZM160 250V249H158ZM251 250V249H250ZM78 251V250H77ZM98 251V250H97ZM202 251V249H201ZM256 251V250H255ZM263 251V250H262ZM67 252V250H66ZM138 252V251H137ZM145 252V251H144ZM143 252V253H144ZM189 252V251H188ZM21 253V254H20ZM43 253V252H42ZM80 253V252H79ZM84 253V252H83ZM95 253V252H94ZM136 253V252H134ZM259 253V252H258ZM263 253V252H262ZM261 253V254H262ZM235 254V253H233ZM260 254V253H259ZM12 255V254H11ZM44 255V254H43ZM42 255V256H43ZM108 255V254H107ZM133 255V253H132ZM136 255V254H135ZM158 255V254H157ZM188 255V254H187ZM197 255V254H196ZM22 256V251L18 250V253L16 255V259L14 261H12V263L14 262H18L21 259ZM68 256V255H67ZM96 256V255H95ZM94 256V257H95ZM98 256V255H97ZM96 256V257H97ZM207 257H209V255H206ZM258 256V255H255ZM41 257V256H40ZM53 257V256H52ZM86 257V256H85ZM89 257V256H88ZM115 257V255H114ZM145 257V256H144ZM157 257V256H156ZM182 257V256H181ZM187 257V256H186ZM199 257V256H197ZM239 257V255H238ZM19 258V259H17ZM50 258V257H49ZM66 258V256H65ZM64 258V259H65ZM76 258V257H75ZM153 258V256H152ZM190 258V257H189ZM203 258V257H202ZM24 259V258H23ZM37 259V258H36ZM131 259V258H130ZM129 259V260H130ZM133 259V258H132ZM220 259V258H219ZM238 259V258H237ZM10 260V257L7 258V261ZM28 260V259H27ZM39 260V258H38ZM88 260V259H87ZM92 260V259H91ZM205 260V259H204ZM209 260V259H208ZM244 260V259H243ZM4 261H6V259H4ZM67 261V260H66ZM132 261V260H131ZM153 261V260H152ZM202 261V260H201ZM31 262V261H30ZM38 262V261H36ZM158 262V261H157ZM188 262V261H186ZM210 262V261H209ZM221 262V261H220ZM254 262V261H253ZM252 262V263H253ZM75 263V262H74ZM91 263V262H90ZM164 263V262H163ZM167 263V262H165ZM203 263V262H202ZM214 263V262H213ZM251 263V264H252ZM2 264V262L0 263ZM6 264V263H5ZM37 264V263H36ZM43 264V263H42ZM53 264V263H52ZM80 264V263H79ZM130 264V263H129ZM168 264V263H167ZM190 264V263H189ZM222 264V263H219ZM254 264V263H253Z\"/></svg>",
	"mask_w": 264,
	"mask_h": 264
}]
</instances>
